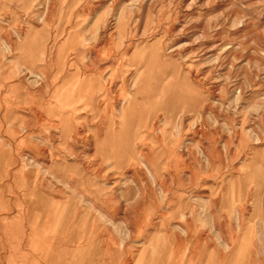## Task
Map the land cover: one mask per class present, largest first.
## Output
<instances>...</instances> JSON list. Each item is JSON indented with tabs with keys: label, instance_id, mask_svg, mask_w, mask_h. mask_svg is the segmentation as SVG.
I'll return each mask as SVG.
<instances>
[{
	"label": "rangeland",
	"instance_id": "374dc122",
	"mask_svg": "<svg viewBox=\"0 0 264 264\" xmlns=\"http://www.w3.org/2000/svg\"><path fill=\"white\" fill-rule=\"evenodd\" d=\"M166 232L169 264H264V0H0V264Z\"/></svg>",
	"mask_w": 264,
	"mask_h": 264
},
{
	"label": "crops",
	"instance_id": "0c3cea01",
	"mask_svg": "<svg viewBox=\"0 0 264 264\" xmlns=\"http://www.w3.org/2000/svg\"><path fill=\"white\" fill-rule=\"evenodd\" d=\"M17 170L20 171V167ZM38 202L41 204H50V206H55V204L54 205L51 204L50 198L49 199H47V198L39 199ZM56 211H57V207H54L53 212H56ZM182 232L187 233V232H189V230L184 229ZM172 234H168L167 232L163 236H161L159 234H154V236L150 238L148 246L144 249H154V250L157 249L158 251L156 253V251L154 252L151 250L149 255H147V256L141 255L142 262L144 264H169V261L173 259L176 252L173 250L169 251V250H161V249H174L175 246H178L180 249L184 244L183 241L181 240V238L179 237L180 239H177V241H175V243L172 244V246H166L163 244L161 245L160 241L163 240V239H161V237L164 238V236H166V235L176 237L175 234H173V235ZM188 248H190V246ZM74 253L77 255V257L79 259V263L81 264L84 261V255L78 256V254L82 253V250H81V252H79V249H74ZM153 253H155V255H153ZM236 253H238V252H236ZM175 263L176 262L174 261L173 264H175ZM231 263L232 264H237V263L243 264V260H238V261L231 262ZM125 264H128V261H126Z\"/></svg>",
	"mask_w": 264,
	"mask_h": 264
}]
</instances>
